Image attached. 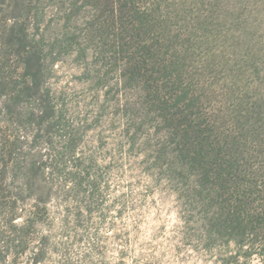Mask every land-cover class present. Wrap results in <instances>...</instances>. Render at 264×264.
I'll return each mask as SVG.
<instances>
[{
  "label": "trees",
  "instance_id": "1",
  "mask_svg": "<svg viewBox=\"0 0 264 264\" xmlns=\"http://www.w3.org/2000/svg\"><path fill=\"white\" fill-rule=\"evenodd\" d=\"M167 1L0 0L9 2L5 13L11 16L9 24L8 16L0 20V58L16 62L8 71L0 65V215L15 236L12 242L27 243L31 228L47 214L58 180L71 183L74 197L87 183L95 194L98 179L89 180L91 168L78 160L75 170H67L66 157L75 151L80 130L72 128L46 84L56 61L73 51L92 60L99 86L116 77V89L106 94L117 97L126 137L133 146L143 138L152 155L151 175L175 185L188 210L203 214L206 245L219 239L247 245L250 258L259 240L264 261L263 100L243 107L241 98L229 96L233 90L219 97L195 75L186 77L164 18ZM46 2L56 4L59 29L43 26ZM7 129L28 136L22 140ZM42 144L53 151L46 160ZM27 200L32 208L21 212ZM5 243L17 258L18 250ZM26 249L27 244L21 251ZM28 252L32 264L45 257L41 246Z\"/></svg>",
  "mask_w": 264,
  "mask_h": 264
},
{
  "label": "rangeland",
  "instance_id": "2",
  "mask_svg": "<svg viewBox=\"0 0 264 264\" xmlns=\"http://www.w3.org/2000/svg\"><path fill=\"white\" fill-rule=\"evenodd\" d=\"M167 3L164 18L186 64V77L195 75L219 97L229 95L224 90H233L229 96L241 98L243 107L251 108L261 99L264 104V0ZM55 5H44L43 26L51 30L61 27ZM9 6V2L0 5V20L8 16V24ZM2 60L3 71L16 64L12 57ZM91 62L76 52H65L46 84L73 120L72 128L80 130L75 151L66 157L67 170H75L78 160L91 168L89 180L98 179L95 194L87 183L74 197L71 183L58 180L44 220L29 231L26 252L21 251L26 244L12 242L15 236L0 215V264H32L28 250L38 246L45 252L39 264H264L259 240L250 258L245 255L247 245L243 249L226 239L206 245L199 223L203 214L188 210L186 197L175 185L151 175L149 147L143 138L130 144L117 97L106 94L116 89V77L107 87L99 86ZM7 131L22 140L28 136L22 129ZM55 142L60 148L59 137ZM40 150L44 160L53 152L45 144ZM19 208L28 213L32 203L27 200ZM8 240L18 250L17 258L8 252Z\"/></svg>",
  "mask_w": 264,
  "mask_h": 264
}]
</instances>
